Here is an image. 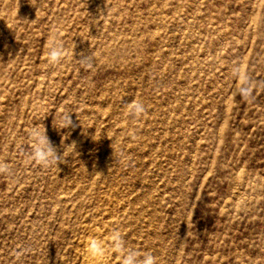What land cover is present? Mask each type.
I'll return each instance as SVG.
<instances>
[{
    "label": "rangeland",
    "instance_id": "1",
    "mask_svg": "<svg viewBox=\"0 0 264 264\" xmlns=\"http://www.w3.org/2000/svg\"><path fill=\"white\" fill-rule=\"evenodd\" d=\"M0 165V264H264V0H0Z\"/></svg>",
    "mask_w": 264,
    "mask_h": 264
},
{
    "label": "clouds",
    "instance_id": "2",
    "mask_svg": "<svg viewBox=\"0 0 264 264\" xmlns=\"http://www.w3.org/2000/svg\"><path fill=\"white\" fill-rule=\"evenodd\" d=\"M63 48L59 45H53L48 51L47 55L49 57L50 62H58L63 55ZM78 62L85 66H90L92 64V56L91 54H80V58ZM135 112L142 113L144 111V107L142 103H137L134 109ZM62 120L64 123L62 124V128H67L71 125L70 115H65ZM31 135L33 137L34 149L31 153V158L41 165H51L55 163L57 166L62 161L63 155H59L56 148L50 143L48 137L46 136L45 130L41 132L39 127H34L31 131ZM7 170L6 165H0V171ZM90 248L95 249L97 251H101V246L93 241L90 244ZM133 257L129 256L127 259L123 260V264H132ZM141 264H155V258L151 254H145L144 258L141 260Z\"/></svg>",
    "mask_w": 264,
    "mask_h": 264
}]
</instances>
